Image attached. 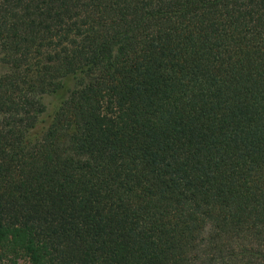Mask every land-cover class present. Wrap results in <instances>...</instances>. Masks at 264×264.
Here are the masks:
<instances>
[{"label": "trees", "instance_id": "16d2710c", "mask_svg": "<svg viewBox=\"0 0 264 264\" xmlns=\"http://www.w3.org/2000/svg\"><path fill=\"white\" fill-rule=\"evenodd\" d=\"M0 264H264V0H0Z\"/></svg>", "mask_w": 264, "mask_h": 264}, {"label": "rangeland", "instance_id": "374dc122", "mask_svg": "<svg viewBox=\"0 0 264 264\" xmlns=\"http://www.w3.org/2000/svg\"><path fill=\"white\" fill-rule=\"evenodd\" d=\"M46 102L48 103V105H49L50 108H51V106H54L55 105V101L53 99H48ZM48 119H49V117H48Z\"/></svg>", "mask_w": 264, "mask_h": 264}]
</instances>
